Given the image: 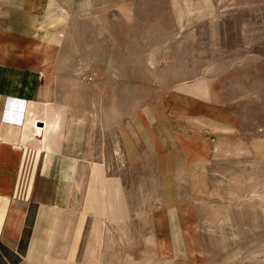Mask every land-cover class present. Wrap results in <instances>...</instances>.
<instances>
[{
	"label": "rangeland",
	"instance_id": "1",
	"mask_svg": "<svg viewBox=\"0 0 264 264\" xmlns=\"http://www.w3.org/2000/svg\"><path fill=\"white\" fill-rule=\"evenodd\" d=\"M69 26L53 72L52 89L60 85L62 95L14 106L18 125L30 110L19 145L62 153L56 168L75 175L63 219L73 216L83 228L77 253L64 247L63 257L74 264H264V0H120ZM168 94L223 105L239 119L235 159L214 164L208 193L193 195L192 244L178 236L159 241L154 217L164 195L154 164L137 167L122 153L121 130L150 125V111L159 113ZM55 119L61 125L47 148ZM35 165L26 162L25 183L35 181ZM48 169L53 188L61 172ZM49 180L40 185L45 193ZM117 187L124 218L107 207ZM90 188L107 210H91Z\"/></svg>",
	"mask_w": 264,
	"mask_h": 264
},
{
	"label": "crops",
	"instance_id": "2",
	"mask_svg": "<svg viewBox=\"0 0 264 264\" xmlns=\"http://www.w3.org/2000/svg\"><path fill=\"white\" fill-rule=\"evenodd\" d=\"M119 1L0 0V264H74L69 255V260L63 257L64 247L71 256L77 253L83 226L79 229L73 216L66 222L63 216L69 210L62 208L66 195L71 196L68 179L75 175L59 165L56 168L64 162L62 153L39 154L19 145L21 137L26 143L30 110L18 125L14 106L25 103L30 107L51 93L58 99L62 90L56 83L52 89L53 72L63 55L71 21ZM149 115L150 125L131 123L132 128L121 130L124 160L137 167L154 164L164 195L154 217L159 241L173 243L178 236L179 242H192L193 195L208 193L214 164L235 159L238 116L223 105L180 102L169 94L161 101L160 112L150 111ZM26 162H34L37 171L31 177L37 180L29 184L23 181ZM49 164L57 174L61 172L57 175L61 182L53 188L54 171L48 169ZM43 178H50L49 193L40 188ZM91 190V210L108 207L124 218L118 187L107 207Z\"/></svg>",
	"mask_w": 264,
	"mask_h": 264
},
{
	"label": "bare ground",
	"instance_id": "3",
	"mask_svg": "<svg viewBox=\"0 0 264 264\" xmlns=\"http://www.w3.org/2000/svg\"><path fill=\"white\" fill-rule=\"evenodd\" d=\"M207 11V10H206ZM60 121L58 119H55L52 123H51V130H50V133L48 132L46 135H45V139L46 140V143L44 144L45 146H47V148H50V142H51V139H52V134L55 133L57 131V128L60 126ZM23 131V130H22ZM49 138V139H48ZM87 138V137H86ZM92 145V144H91ZM88 150V149H87ZM66 180V177L65 179L63 180V182ZM258 189V188H257ZM230 198V197H229ZM241 201V200H240ZM251 205V204H250ZM193 242V240H192ZM192 242H190L192 244Z\"/></svg>",
	"mask_w": 264,
	"mask_h": 264
}]
</instances>
